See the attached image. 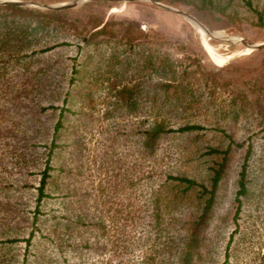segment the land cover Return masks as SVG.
Returning a JSON list of instances; mask_svg holds the SVG:
<instances>
[{"label": "trees", "instance_id": "trees-1", "mask_svg": "<svg viewBox=\"0 0 264 264\" xmlns=\"http://www.w3.org/2000/svg\"><path fill=\"white\" fill-rule=\"evenodd\" d=\"M158 1L190 6L230 24L239 15L235 0ZM242 1L256 13L253 23L261 25L263 13L253 0ZM99 2L112 3L89 1L62 9L0 3V192L8 187V182L2 183L8 172L22 174L35 167L40 175L34 207L27 211V234L0 236V244L25 241L23 252L11 254L8 264H50L51 253L31 250L36 231L46 241L72 245V223L100 227L82 198L59 183V176L69 171V161L54 162L69 145L73 117L96 100L93 85L105 88L98 94L108 104L105 116L123 109L125 115L138 117V176L126 183H154L146 197L153 217L163 214V205L177 210L171 233L150 256L153 264H218L215 227L224 197L229 194L235 201L236 220L252 196L264 189V46L217 65L198 38L144 28L129 17H105ZM70 46L75 53L57 51ZM218 91L229 96L219 101ZM206 132L214 134V141H201ZM167 136L192 137L193 168L151 170L150 163L160 159L159 142ZM169 154L162 158L169 160ZM10 186L20 189L14 182ZM53 198H67L63 210L44 208ZM1 218V232L6 233L8 225L17 227L8 215ZM47 221L48 228L43 225ZM232 236L233 230L219 264L231 257ZM82 245L88 254L106 255L108 264H125L115 239L88 233ZM128 264L138 263L133 259Z\"/></svg>", "mask_w": 264, "mask_h": 264}, {"label": "rangeland", "instance_id": "rangeland-1", "mask_svg": "<svg viewBox=\"0 0 264 264\" xmlns=\"http://www.w3.org/2000/svg\"><path fill=\"white\" fill-rule=\"evenodd\" d=\"M19 1L61 4L71 0ZM89 1L106 0H81L79 4L65 8L77 7ZM109 1L112 3H97L105 17H129L139 21L144 28L148 26L160 27L168 35L174 37L185 35L190 36L193 40L198 38L210 59L217 65H223L238 56H245L260 47L250 48L246 43L264 42V0H253L257 10L263 13L261 25L253 23L254 20H257L256 13L247 9L242 0L234 1L237 4L235 8L239 15L232 24L215 14H200L190 6L160 1L191 13L205 26L215 31L216 35L231 39L230 41L209 36L199 25L184 15L151 0ZM57 51L62 54L75 53L73 46L58 48ZM93 88L96 100L84 107L83 113L73 117V130L69 145L54 162L59 164L64 160L69 161V171L66 175L59 176V183L67 184L75 197L82 198L89 213L95 219L100 220V227L92 230L93 227L86 229L72 223L68 229L72 236L69 239L73 243L72 245L64 242L58 245L56 242L46 241L36 231L34 246L31 250L45 255L51 253L52 258L50 257L48 261L50 264H108L106 255L99 251L88 254L85 251L86 247L82 245L83 238L88 233L92 235L101 233L104 238L115 239L118 242V249L122 251L123 256L121 261L125 264L133 259L138 264H153L150 256L154 249L160 248V240L171 233L172 227L175 225L172 218L175 214L177 215V210L171 204L163 205V214L158 219L153 217L151 205L146 197L150 195L154 183L144 187L139 186V183H126L130 176L132 181H135L138 176L137 162L139 158L135 151L134 134L139 128L138 117L125 115L123 109L114 110L111 115L105 116L108 104L98 97V94L105 92V88L98 87V85H93ZM216 95L219 101L229 96L226 91H218ZM110 110L112 109L110 108ZM191 138L179 136L162 138L157 149L160 159L150 163L154 165L151 170L158 168V172H161L170 166L174 171L193 168V164L196 162L193 159L195 141ZM199 138L205 143L215 139L212 132H206ZM168 154L169 160L162 158L163 155ZM198 154L203 153L198 151ZM260 165L264 172V164L261 162ZM29 170L31 171L27 172L23 169L22 174L15 173L14 175L8 172V179L2 182H8L6 183L8 187L3 188L0 192V219L2 220V216L8 215V218L15 222L16 228H20V231L16 233V228L8 225L6 233L1 232L0 228L1 237L6 234L8 236H23L27 234L31 226V213L27 211L34 207L35 185L38 184L40 175L35 167ZM11 182L17 183L20 189L10 186ZM59 183L58 185L53 184L52 187L59 186ZM66 199L63 198L61 201L59 198H53L43 206L47 209L52 206L57 209L56 211H61ZM243 208L235 220L233 218L235 201L228 194L217 209L219 218L215 230L219 231V249H217L216 258L219 263L224 258L223 249L229 238V233L233 230V236L229 243L231 257L226 264H264V189L259 195H253L250 202ZM225 213L226 215H224ZM172 214H174L173 217ZM5 224H9V222ZM43 225L48 228V221ZM79 228L85 234L80 236L79 233L83 231ZM24 245L25 241L22 240L0 244V264H8L9 260L13 258L11 254L20 255L24 250ZM113 262L115 263V260Z\"/></svg>", "mask_w": 264, "mask_h": 264}, {"label": "water", "instance_id": "water-1", "mask_svg": "<svg viewBox=\"0 0 264 264\" xmlns=\"http://www.w3.org/2000/svg\"><path fill=\"white\" fill-rule=\"evenodd\" d=\"M122 1H128V0H122ZM152 2L157 3L158 5H161L167 9L173 10L179 14L184 15L185 17H187L189 20H194L196 22H198V24L201 26V28L209 35V36H213L215 38H221V40H225V41H230L231 39L225 38V37H220L218 35H216V32L209 29L207 26H205L202 22H200L194 15H192L191 13H188L184 10H180L178 8H175L171 5L165 4V3H161L160 1H156V0H151ZM6 2H11V3H17V4H21V5H30V6H39L42 8H65V7H71V6H75L77 4H79L81 2V0H71L69 2L66 3H61V4H46V3H35V2H28V1H19V0H0V3H6ZM246 45L250 46V48H257L259 46L264 45V42L261 43H257V44H248L246 43Z\"/></svg>", "mask_w": 264, "mask_h": 264}, {"label": "bare ground", "instance_id": "bare-ground-1", "mask_svg": "<svg viewBox=\"0 0 264 264\" xmlns=\"http://www.w3.org/2000/svg\"><path fill=\"white\" fill-rule=\"evenodd\" d=\"M192 22H194L195 24L199 25L198 22L194 21V20H191ZM200 26V25H199ZM201 27V26H200Z\"/></svg>", "mask_w": 264, "mask_h": 264}]
</instances>
